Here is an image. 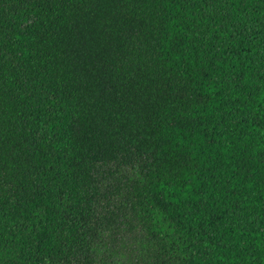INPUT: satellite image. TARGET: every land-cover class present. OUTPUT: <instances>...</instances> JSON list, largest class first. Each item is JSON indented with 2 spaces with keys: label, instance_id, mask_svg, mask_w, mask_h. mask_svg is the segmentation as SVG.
Listing matches in <instances>:
<instances>
[{
  "label": "trees",
  "instance_id": "16d2710c",
  "mask_svg": "<svg viewBox=\"0 0 264 264\" xmlns=\"http://www.w3.org/2000/svg\"><path fill=\"white\" fill-rule=\"evenodd\" d=\"M0 264H264V0H0Z\"/></svg>",
  "mask_w": 264,
  "mask_h": 264
}]
</instances>
